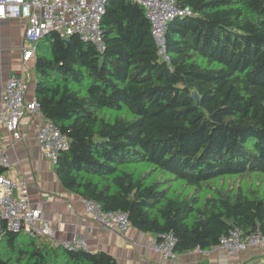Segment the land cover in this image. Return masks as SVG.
<instances>
[{
	"label": "trees",
	"instance_id": "16d2710c",
	"mask_svg": "<svg viewBox=\"0 0 264 264\" xmlns=\"http://www.w3.org/2000/svg\"><path fill=\"white\" fill-rule=\"evenodd\" d=\"M176 3L191 12L167 22V60L142 5L108 0L102 51L49 31L33 70L41 116L68 139L53 164L63 187L157 240L172 232L180 253L233 227L264 234V191L209 184L264 175V0ZM0 264L119 263L4 229Z\"/></svg>",
	"mask_w": 264,
	"mask_h": 264
},
{
	"label": "built area",
	"instance_id": "2783aa9c",
	"mask_svg": "<svg viewBox=\"0 0 264 264\" xmlns=\"http://www.w3.org/2000/svg\"><path fill=\"white\" fill-rule=\"evenodd\" d=\"M108 0H0V20L21 18L25 21L21 59L26 64L35 56L37 41L49 31H55L62 38L77 34L82 40L90 41L98 51L104 47L101 17ZM144 8L151 25V34L159 54L165 55V28L176 15L190 13L187 6H178L176 0H131ZM27 85L16 72L4 81L0 94V130L2 127L14 140L21 138L19 123L27 114L41 116L35 97L26 99ZM41 154L53 164L59 152L69 146L67 136L58 126L47 121L40 123L35 133ZM10 165L9 157L0 136V234L4 229L22 231L31 238L52 235L49 223L42 211L31 204L28 198V183L24 178H12L4 173ZM84 211L101 227L122 232L129 226L127 215L121 210H103L94 199L80 197ZM174 236L166 232L153 240V249L163 256L173 257ZM67 249H86L87 241L79 235L59 242ZM264 245V234L260 231L243 233L238 227L220 237L216 246L231 255L248 247ZM198 250H202L197 248ZM234 264H239L238 262Z\"/></svg>",
	"mask_w": 264,
	"mask_h": 264
},
{
	"label": "crops",
	"instance_id": "0c3cea01",
	"mask_svg": "<svg viewBox=\"0 0 264 264\" xmlns=\"http://www.w3.org/2000/svg\"><path fill=\"white\" fill-rule=\"evenodd\" d=\"M25 21L21 18L0 20V94L5 79L18 73L27 85L26 99L34 97L35 57L22 63V45ZM42 116L27 114L20 120L21 138L14 140L4 127L0 130L2 143L10 165L4 173L12 178H24L28 183V198L42 211L52 235L38 239L57 244L61 240L79 235L86 239L87 249L103 250L115 257L119 264H261L264 262V245L248 247L231 255L214 245L197 248L166 257L153 249L155 235L129 225L124 231H111L99 226L83 208L80 196L63 187L53 163L39 151L35 133Z\"/></svg>",
	"mask_w": 264,
	"mask_h": 264
},
{
	"label": "rangeland",
	"instance_id": "374dc122",
	"mask_svg": "<svg viewBox=\"0 0 264 264\" xmlns=\"http://www.w3.org/2000/svg\"><path fill=\"white\" fill-rule=\"evenodd\" d=\"M215 183V182H214ZM210 186H223L224 188L232 187L236 188L237 185L241 184L242 187H252L256 188V186L259 188L260 191H264V175L261 174H249L247 177H241L240 179L238 178H225L223 179V182L218 181L217 184H211L209 183ZM212 192V191H211ZM210 194V193H208Z\"/></svg>",
	"mask_w": 264,
	"mask_h": 264
},
{
	"label": "water",
	"instance_id": "95a60500",
	"mask_svg": "<svg viewBox=\"0 0 264 264\" xmlns=\"http://www.w3.org/2000/svg\"><path fill=\"white\" fill-rule=\"evenodd\" d=\"M193 97L196 99V100H198V94H197V92H193Z\"/></svg>",
	"mask_w": 264,
	"mask_h": 264
}]
</instances>
